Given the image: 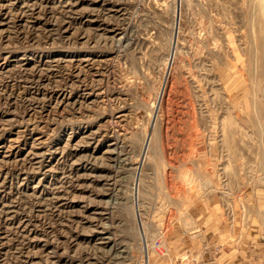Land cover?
I'll list each match as a JSON object with an SVG mask.
<instances>
[{
  "label": "rangeland",
  "instance_id": "rangeland-1",
  "mask_svg": "<svg viewBox=\"0 0 264 264\" xmlns=\"http://www.w3.org/2000/svg\"><path fill=\"white\" fill-rule=\"evenodd\" d=\"M160 236L264 264V0H0V264Z\"/></svg>",
  "mask_w": 264,
  "mask_h": 264
},
{
  "label": "built area",
  "instance_id": "built-area-1",
  "mask_svg": "<svg viewBox=\"0 0 264 264\" xmlns=\"http://www.w3.org/2000/svg\"><path fill=\"white\" fill-rule=\"evenodd\" d=\"M155 252L161 256H169V250L167 249L165 242L163 241V237L160 236L154 240L151 244V250L147 249L142 254L140 260H138L135 264H155L153 263V255L152 253ZM168 264H197L194 261L188 259L187 256H178L169 259Z\"/></svg>",
  "mask_w": 264,
  "mask_h": 264
},
{
  "label": "crops",
  "instance_id": "crops-1",
  "mask_svg": "<svg viewBox=\"0 0 264 264\" xmlns=\"http://www.w3.org/2000/svg\"><path fill=\"white\" fill-rule=\"evenodd\" d=\"M222 256L228 258L227 255H223V254H222V255H221V259H222V260H224ZM224 264H234V263H230L229 260L227 261V260L225 259V260H224Z\"/></svg>",
  "mask_w": 264,
  "mask_h": 264
}]
</instances>
